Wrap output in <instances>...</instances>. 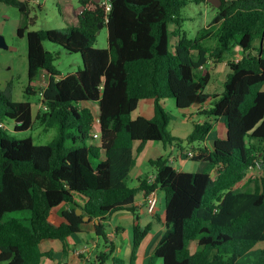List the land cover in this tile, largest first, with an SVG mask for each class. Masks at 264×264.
I'll list each match as a JSON object with an SVG mask.
<instances>
[{
  "label": "trees",
  "instance_id": "16d2710c",
  "mask_svg": "<svg viewBox=\"0 0 264 264\" xmlns=\"http://www.w3.org/2000/svg\"><path fill=\"white\" fill-rule=\"evenodd\" d=\"M78 1V26L63 33L29 31V2L0 0L25 20L17 34L28 41L26 93L31 94L42 71L50 75L36 116L32 103L15 102L0 90V124L5 127L0 128V264H42L44 257H52L42 251L43 243H66L91 223L108 245L110 217L127 211L139 219L137 194L147 197L158 189L165 193L168 231L148 264H241V258L264 244V0H221L211 26L193 39L182 33V10L189 2L210 5L207 0H110L108 13L95 0ZM101 25L108 29L106 49L94 47ZM171 35L178 38L174 52ZM207 39L215 45L208 47ZM45 42L79 54L83 68L62 76ZM210 57L229 69L224 89L214 93L206 92L214 73H196ZM170 99L178 110L206 117L186 139L168 129L172 118L162 102ZM146 100L154 101L155 117L134 119ZM218 119L224 121L226 138L208 147L211 121ZM35 120L56 129L48 145L17 139L6 130V121L21 132ZM149 143L182 150L184 144L192 146L191 160L217 168L216 176L180 172L160 157L150 163L154 182L147 176L139 179L138 188L130 187L129 175ZM257 163L261 172L254 187L242 188ZM63 206L68 209L56 213ZM78 209L83 215H77ZM24 211L29 213L25 218L5 220ZM149 232L134 226L128 263L113 256L110 244L99 264H136ZM248 264H264V248Z\"/></svg>",
  "mask_w": 264,
  "mask_h": 264
},
{
  "label": "rangeland",
  "instance_id": "374dc122",
  "mask_svg": "<svg viewBox=\"0 0 264 264\" xmlns=\"http://www.w3.org/2000/svg\"><path fill=\"white\" fill-rule=\"evenodd\" d=\"M27 1L30 4V20L28 23L29 31H39L46 29H56L65 33L69 24L66 22L67 17L73 18L71 21L73 23L77 22L76 16H79L82 12L81 5L78 0H22ZM233 1V0H227ZM81 8V11L79 10ZM218 9L213 5L208 4H195L189 2L188 5L182 10V18L184 19L182 33L187 34L189 38H195L200 32L204 31L206 28L210 27L214 18L218 14ZM25 20L20 11L15 8L8 6L6 4L0 3V35L6 40V43L10 49H0V90L6 92L13 101L15 102H30L33 105L34 115L42 109V94L44 89L47 87L50 79V75L46 71H42L39 77L33 81V91L31 94L26 93V89L29 86V75H28V41L27 37L20 38L17 34L18 28L24 24ZM172 31L174 30L171 27ZM178 42V38L174 35L170 37V51L174 52V47ZM205 44L208 47H213L215 45L214 40L207 39ZM45 48L47 51L53 53L56 57L55 65L60 71L62 76H67L69 74H75L79 69L83 68V62L79 54H69L62 47L52 44L50 42H45ZM95 48L106 49L108 48V29L103 27L97 38V42L94 45ZM196 55V54H195ZM235 55H227V59H233ZM236 55H241L236 49ZM210 63L200 71H196L198 75L204 74L206 71L214 73L213 79L206 89V92H219L223 87V82L226 79L227 73H229L228 67L225 63L216 65L214 59L210 57ZM150 101H142L140 107L144 108L149 104ZM165 111L172 118L168 129L169 131L180 138H186L190 135L193 127L198 123V115L191 113L189 110H178L176 108L174 100H165V106H163ZM141 108L139 112H141ZM153 111V109H152ZM151 116V113L146 114ZM137 116V113H133V118ZM11 135L17 139H27L32 138L36 145H48L57 136L56 129H46L38 120L34 121L33 127L27 131L15 132L14 124L12 121L5 122ZM226 127L224 122L222 123V135L223 139L226 138ZM218 135L209 134L207 142L209 146L215 142ZM155 143L151 145L142 158L148 159L151 157L154 161L158 160L160 157L169 158L168 152H164L162 156L156 150ZM160 146V145H159ZM195 147L198 144L194 145ZM185 158L188 160V166L185 171L188 172H201L202 162L193 161L188 158V154L192 152V146L186 145L185 147ZM168 150L169 146H168ZM173 154L177 152L173 149ZM146 174L154 175L156 170L153 166L147 164ZM206 171V170H205ZM216 169L212 170L211 173H215ZM204 172V171H202ZM260 170L250 171L247 177V182L242 188L252 189L254 184L252 181L260 174ZM214 176V177H215ZM136 182L131 181L130 187H135ZM157 200L159 201L158 207L160 209V215L162 220H164L165 215V193L164 191L158 189L156 191ZM137 194V198H138ZM158 209V208H157ZM29 215L27 211L16 212L8 214L5 220L11 218H25ZM167 233V232H166ZM103 243V242H102ZM191 250L195 252L196 245H191Z\"/></svg>",
  "mask_w": 264,
  "mask_h": 264
},
{
  "label": "crops",
  "instance_id": "0c3cea01",
  "mask_svg": "<svg viewBox=\"0 0 264 264\" xmlns=\"http://www.w3.org/2000/svg\"><path fill=\"white\" fill-rule=\"evenodd\" d=\"M81 11V8L79 9ZM77 22L73 23L71 20L73 18L67 17L66 22L69 26H78V16H76ZM150 101L149 104L143 106L141 108L140 102L139 107L135 111L138 117H146L153 118L155 117V105L154 101ZM162 105L165 106V102H162ZM141 108V112L139 109ZM153 109V111H152ZM191 113L198 115L195 110H189ZM96 114H98V109L95 110ZM151 113V116H147L146 114ZM198 123H203L206 120L205 116L198 115ZM213 130L210 133L218 135L217 139H223L222 135V123L223 119L212 120ZM227 131V130H226ZM225 131V132H226ZM175 136V135H174ZM177 137V136H176ZM180 138V137H178ZM187 138V137H186ZM181 138V139H186ZM216 139V140H217ZM155 143H149L146 145L143 153L138 157L136 167L132 170L129 175L128 182L131 181L136 182V186L133 188L139 187V179L147 176H151L146 174L147 164L150 165L151 157L148 159L142 158V156L146 153L148 148ZM208 147H212L214 141L211 146H209L207 140L205 143ZM160 145V146H159ZM156 150L161 153L160 156L163 155L164 152H168L169 161L171 165L180 172H188L185 169L188 166V160L185 158V147L186 144L182 147L178 145H170L168 150V146L163 145L162 143L155 145ZM173 149H176L177 152L173 154ZM163 157V156H162ZM164 158V157H163ZM202 171L209 172L213 177L215 173H211V169L215 170L217 168L208 166V163L202 162ZM151 166V165H150ZM206 170V171H205ZM216 172V171H215ZM138 198L136 196L135 205L137 207V214L139 219H136L135 216L127 211H121L114 213L110 219L106 222L107 226V235L109 238V244L107 245L105 241L101 238H98L95 234L94 224L91 223L84 227L83 231L80 234H74L68 238L66 243L61 241H46L42 244L41 249L44 253L52 254L51 258L44 257L42 260V264H99L98 258L101 253L109 252L110 244H113L115 247L113 256L122 258L126 263L129 262L132 250H133V234H134V226L138 225L142 230L145 228H150V232L147 237L144 239L137 257L136 264H148L150 258L155 254L160 241L168 231V227L166 224V205H165V215L164 220H162L160 215V209L157 205L156 212L154 214H150L147 211L146 205V197L144 193L140 192L138 194ZM159 204V201H158ZM68 209L67 206H63L56 210V213H59L62 210ZM61 221V220H59ZM103 242V243H102ZM264 248V244H259L254 250L246 254L243 258L239 260L241 264H248L255 261L261 251ZM110 264V263H109ZM156 264H163L161 260H159Z\"/></svg>",
  "mask_w": 264,
  "mask_h": 264
},
{
  "label": "built area",
  "instance_id": "2783aa9c",
  "mask_svg": "<svg viewBox=\"0 0 264 264\" xmlns=\"http://www.w3.org/2000/svg\"><path fill=\"white\" fill-rule=\"evenodd\" d=\"M101 7H104L105 8V11L106 13L110 12L111 8H112V5H111V2L110 0H95ZM99 121L97 120L96 121V125H98ZM0 128H5L2 124H0ZM94 137L95 138H98V133H95L94 134ZM194 157V154L193 152H190L188 154V158L189 159H192ZM261 169V165L260 163H257V166L256 168L252 169L253 171H256V170H260ZM251 170V171H252ZM155 180V176H151L150 179H149V182H154ZM146 205H147V211L150 213V214H154L156 212V209H157V205H158V200H157V194L156 192H152L150 193L147 197H146Z\"/></svg>",
  "mask_w": 264,
  "mask_h": 264
},
{
  "label": "water",
  "instance_id": "95a60500",
  "mask_svg": "<svg viewBox=\"0 0 264 264\" xmlns=\"http://www.w3.org/2000/svg\"><path fill=\"white\" fill-rule=\"evenodd\" d=\"M207 2L211 5H213L215 8H220L222 6V1L221 0H207ZM103 28V26L101 25L100 26V30ZM100 33V32H99ZM0 49H10L6 43V40L3 36L0 35ZM77 215L78 216H81L83 215V211L78 209L76 211ZM84 221L85 222H89L90 221V218L89 217H84ZM97 224L99 223V221L96 222Z\"/></svg>",
  "mask_w": 264,
  "mask_h": 264
}]
</instances>
